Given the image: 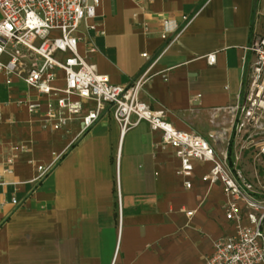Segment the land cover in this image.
Instances as JSON below:
<instances>
[{"label":"crops","instance_id":"obj_1","mask_svg":"<svg viewBox=\"0 0 264 264\" xmlns=\"http://www.w3.org/2000/svg\"><path fill=\"white\" fill-rule=\"evenodd\" d=\"M91 24L79 28L78 52L94 49L100 75L118 86L147 71L139 100L175 130L227 151L228 119L213 111L245 81L241 60L254 29L264 35V0H101ZM27 65L10 85L0 74V264H204L213 242L234 231L222 185L201 180L210 164L194 162L190 177H178L161 132L141 122L122 133L106 106L84 129L90 101L52 130L44 100L23 83ZM29 102L40 109L30 114ZM241 165L252 180L250 160ZM258 175L264 189V160Z\"/></svg>","mask_w":264,"mask_h":264},{"label":"built area","instance_id":"obj_2","mask_svg":"<svg viewBox=\"0 0 264 264\" xmlns=\"http://www.w3.org/2000/svg\"><path fill=\"white\" fill-rule=\"evenodd\" d=\"M100 1L0 0V74L5 83L11 84L12 76L18 75L27 60L23 83L44 100V119L52 130H61L78 119L82 102L90 101L95 108L81 118L84 129L97 121L102 106H106L122 133L141 122L161 132L162 141L173 148L179 161L175 171L178 177H190L194 162L209 163L210 169L201 180L222 185L224 216L234 224V231L213 242L204 264H264V234L260 229L264 222V189L258 175L264 160V35L254 29L245 49L250 56L241 60L244 83L231 103L213 111L224 113L229 122L227 151L217 153L209 141L175 130L139 100V91L149 80L147 71L126 85H112L97 72L89 57L93 48L84 54L78 52L79 28H95L91 21ZM141 57L147 58L145 54ZM206 59L209 65L215 61L214 55ZM58 73L62 75L61 85ZM40 107L41 103L26 104L30 114ZM245 158L252 165V180L243 172ZM49 168H39V178ZM4 185L0 179V187ZM184 186L191 188L188 180ZM11 203L16 205L15 200ZM179 210L187 217L194 213ZM243 218L247 225L242 224Z\"/></svg>","mask_w":264,"mask_h":264},{"label":"rangeland","instance_id":"obj_3","mask_svg":"<svg viewBox=\"0 0 264 264\" xmlns=\"http://www.w3.org/2000/svg\"><path fill=\"white\" fill-rule=\"evenodd\" d=\"M1 18H2V16H1V14H0V20H1Z\"/></svg>","mask_w":264,"mask_h":264}]
</instances>
